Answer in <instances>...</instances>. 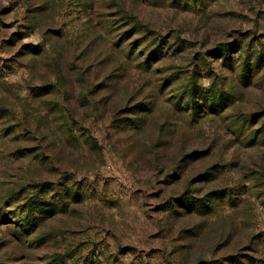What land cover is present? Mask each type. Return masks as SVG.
I'll return each mask as SVG.
<instances>
[{"label": "rangeland", "instance_id": "374dc122", "mask_svg": "<svg viewBox=\"0 0 264 264\" xmlns=\"http://www.w3.org/2000/svg\"><path fill=\"white\" fill-rule=\"evenodd\" d=\"M54 263L264 264V0H0V264Z\"/></svg>", "mask_w": 264, "mask_h": 264}, {"label": "trees", "instance_id": "16d2710c", "mask_svg": "<svg viewBox=\"0 0 264 264\" xmlns=\"http://www.w3.org/2000/svg\"><path fill=\"white\" fill-rule=\"evenodd\" d=\"M204 98H206V96H204ZM206 99L212 100L213 101L212 102L213 103L212 108L214 110L218 111V108H220V102H216V99L214 97H207ZM192 105H198V104H196V102H193ZM193 109H195V108L193 107ZM72 197H73V199L78 198L77 195H72ZM209 203H211V202L206 203V202L199 201L197 204H195V209H197V207H199V210H202L203 207H209L210 206ZM65 205L66 204H62V206H65ZM24 208L27 209V210H24V211H27L26 212L27 214H26V217H24V219L22 221L24 223V227H26L27 229H30L35 224V221H36L35 214L36 213L44 214V213L50 212L51 210H56L57 207H54V208H51L48 210V209L44 208V205L42 203L35 201V200H29V202L26 204V206H24Z\"/></svg>", "mask_w": 264, "mask_h": 264}]
</instances>
